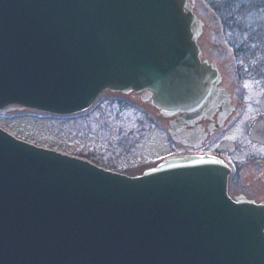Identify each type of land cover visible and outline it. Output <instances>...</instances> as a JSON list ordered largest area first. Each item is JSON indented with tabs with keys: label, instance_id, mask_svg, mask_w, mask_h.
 Instances as JSON below:
<instances>
[{
	"label": "water",
	"instance_id": "water-1",
	"mask_svg": "<svg viewBox=\"0 0 264 264\" xmlns=\"http://www.w3.org/2000/svg\"><path fill=\"white\" fill-rule=\"evenodd\" d=\"M194 6L0 0V111L72 116L110 91L189 126L219 111L221 127L233 107L201 60ZM250 139L264 145V132ZM229 173L180 155L129 177L0 128V264H264V204L233 201Z\"/></svg>",
	"mask_w": 264,
	"mask_h": 264
},
{
	"label": "rangeland",
	"instance_id": "rangeland-1",
	"mask_svg": "<svg viewBox=\"0 0 264 264\" xmlns=\"http://www.w3.org/2000/svg\"><path fill=\"white\" fill-rule=\"evenodd\" d=\"M194 2L195 13L204 23L203 33L197 41L203 50L202 56L204 54L218 66L222 85L225 84L226 89L232 92L235 102L242 104L256 102L264 94V80L245 69L241 70L246 65L253 67L255 64L252 61L251 63L236 61L232 48L224 38L206 0ZM110 100L126 102L146 113L153 121L147 125L148 129L139 141L138 131L134 130L136 123L135 117L132 116L133 111L129 110L118 116L115 113L117 108L115 104H108ZM97 107H100V113L94 111ZM249 113L251 115L252 110ZM158 115L157 111L142 102L137 94L123 95L105 91L89 110L69 117L52 116L15 106L9 111L3 109L0 111V128L34 146L135 177L153 168L165 157L172 153L177 155L175 153L180 151L169 138L165 121ZM245 123L246 120L243 119L238 123H232L230 134L237 137L245 136L243 135Z\"/></svg>",
	"mask_w": 264,
	"mask_h": 264
},
{
	"label": "flooded vegetation",
	"instance_id": "flooded-vegetation-1",
	"mask_svg": "<svg viewBox=\"0 0 264 264\" xmlns=\"http://www.w3.org/2000/svg\"><path fill=\"white\" fill-rule=\"evenodd\" d=\"M200 49L203 53L201 46ZM202 60L214 63L204 54ZM216 67L219 70L217 65ZM221 86L230 96V105L233 107L221 127H215L218 123L219 111L209 118L202 117L194 126L182 123L180 114L177 121L176 118L164 120L166 132L170 128V123L175 121L177 126L172 141L180 150L175 154L210 156L226 164L230 170L227 178V193L232 200L244 198L256 204H264V145L250 139L253 131L264 132V109L261 108L264 94L252 104L248 102L242 104L235 102L232 92L226 89L225 84L222 85V76ZM250 110H252L251 115ZM242 119L246 120L245 133H243L245 136L237 137L230 134L231 124L238 123ZM226 142L232 147H226L224 145Z\"/></svg>",
	"mask_w": 264,
	"mask_h": 264
},
{
	"label": "trees",
	"instance_id": "trees-1",
	"mask_svg": "<svg viewBox=\"0 0 264 264\" xmlns=\"http://www.w3.org/2000/svg\"><path fill=\"white\" fill-rule=\"evenodd\" d=\"M206 2L218 21L224 38L232 48L236 61L240 63L252 61L255 64L253 67L246 65L241 70L245 69L264 80V0H206ZM108 102L109 105L115 104L117 107L115 113L118 116L129 110L133 111L132 116L135 117L136 123L134 130L138 131L139 141L148 129L147 125L152 124L153 121L146 113L126 102L119 100ZM94 111L100 113V107Z\"/></svg>",
	"mask_w": 264,
	"mask_h": 264
},
{
	"label": "snow or ice",
	"instance_id": "snow-or-ice-1",
	"mask_svg": "<svg viewBox=\"0 0 264 264\" xmlns=\"http://www.w3.org/2000/svg\"><path fill=\"white\" fill-rule=\"evenodd\" d=\"M247 86V85H246Z\"/></svg>",
	"mask_w": 264,
	"mask_h": 264
}]
</instances>
